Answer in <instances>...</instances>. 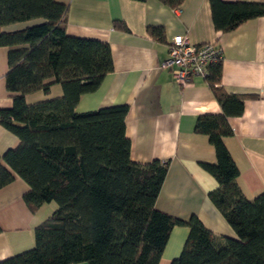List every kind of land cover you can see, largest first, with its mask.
<instances>
[{"label": "trees", "instance_id": "obj_1", "mask_svg": "<svg viewBox=\"0 0 264 264\" xmlns=\"http://www.w3.org/2000/svg\"><path fill=\"white\" fill-rule=\"evenodd\" d=\"M159 1L179 10L185 0ZM211 6L223 32L264 17V4L211 0ZM68 10L59 0H0V47L11 49L6 84L13 98L11 109L0 110V125L20 140L3 159L30 187L24 201L31 211L58 206L36 228L35 247L0 264H159L173 229L183 226L189 236L172 264H264V194L253 201L243 196L224 142L234 135L229 119L243 114L248 96L222 87V61L206 79L222 113L199 117L195 132L208 136L215 149L216 164L204 165L219 184L209 199L237 239L216 236L196 216L185 222L156 210L168 163L131 160L129 106L76 111L114 66L109 44L67 34ZM35 20L40 23L27 29L2 31ZM114 26L127 31L122 22ZM149 32L163 39L162 28ZM54 84L62 86V97L27 103V95L49 94ZM12 181L1 169L0 189Z\"/></svg>", "mask_w": 264, "mask_h": 264}, {"label": "crops", "instance_id": "obj_2", "mask_svg": "<svg viewBox=\"0 0 264 264\" xmlns=\"http://www.w3.org/2000/svg\"><path fill=\"white\" fill-rule=\"evenodd\" d=\"M59 1L69 6L67 34L109 44L113 59L114 71L97 91L81 97L76 111L129 106L126 136L131 141V160L140 165L156 160L168 163L156 210L185 222L196 216L216 236L237 239L209 199L219 184L204 165L216 164L215 149L208 136L195 132L199 117L222 113L220 104L206 80L196 78L188 86H179L162 65L177 36L188 37L193 45L214 43L221 49L222 87L248 96L243 114L229 119L234 135L224 142L239 170L237 184L243 196L253 201L264 194V17L223 32L215 27L211 0H185L179 10L159 0ZM219 1L264 4V0ZM115 22L124 23L127 31L117 29ZM38 23L13 24L2 31H20ZM150 28H162L163 39L153 37ZM10 50L0 47V110L13 107L6 84ZM50 94L37 91L26 101L34 105L60 98L62 86L54 84ZM19 145V138L0 125V171L13 176L0 189V262L33 249L36 228L58 208L50 203L31 211L25 203L30 187L3 159ZM189 232L186 226L173 229L159 264H172L181 256Z\"/></svg>", "mask_w": 264, "mask_h": 264}, {"label": "built area", "instance_id": "obj_3", "mask_svg": "<svg viewBox=\"0 0 264 264\" xmlns=\"http://www.w3.org/2000/svg\"><path fill=\"white\" fill-rule=\"evenodd\" d=\"M222 60V51L216 44L193 45L188 37L177 36L169 45V58L162 67L171 72L179 86L185 87L196 78L206 80L211 66Z\"/></svg>", "mask_w": 264, "mask_h": 264}, {"label": "rangeland", "instance_id": "obj_4", "mask_svg": "<svg viewBox=\"0 0 264 264\" xmlns=\"http://www.w3.org/2000/svg\"><path fill=\"white\" fill-rule=\"evenodd\" d=\"M42 92V91H41ZM43 93V92H42ZM43 94H45V93H43ZM47 97H50L51 96V94L49 93V94H45ZM54 99H56V98H54ZM48 100H51V99H48ZM44 101H47V100H44ZM43 102V101H42ZM40 103V102H39ZM35 105V104H34Z\"/></svg>", "mask_w": 264, "mask_h": 264}]
</instances>
